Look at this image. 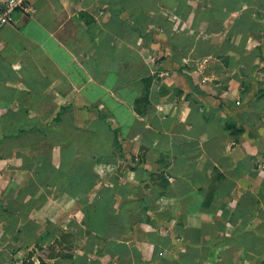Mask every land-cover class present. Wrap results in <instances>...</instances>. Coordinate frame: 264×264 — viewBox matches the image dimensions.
Segmentation results:
<instances>
[{
  "label": "crops",
  "instance_id": "obj_1",
  "mask_svg": "<svg viewBox=\"0 0 264 264\" xmlns=\"http://www.w3.org/2000/svg\"><path fill=\"white\" fill-rule=\"evenodd\" d=\"M25 5L0 38V264H40L42 198L61 223L109 195L135 224L102 264H264V0ZM84 160L98 178L78 192Z\"/></svg>",
  "mask_w": 264,
  "mask_h": 264
},
{
  "label": "trees",
  "instance_id": "obj_2",
  "mask_svg": "<svg viewBox=\"0 0 264 264\" xmlns=\"http://www.w3.org/2000/svg\"><path fill=\"white\" fill-rule=\"evenodd\" d=\"M46 130H47V127L46 128L38 127L36 125L33 127L19 126V127H14V130L12 131V133L15 138L20 139L22 134H24V136L28 135V136L34 137L36 136V132L40 131L41 133H45ZM18 145L21 147L23 146L21 142H19ZM23 147L24 148L34 147V150H43L44 155L48 157L51 156L50 153L52 150V143L48 141H44V142H37V141L29 142L28 141V143ZM93 166L94 165L92 162H90L89 160H84L83 162H81L79 167L74 171L72 177L75 179V181L81 184L83 183L82 188L77 190L78 192H85V189H86L85 186L87 184L92 185L97 180L98 177L93 173ZM68 192L74 193L75 189H73V187H69ZM110 197L111 195H109V197H104L102 200L98 199L97 201H95L92 204H89L86 207V211L88 215L87 220H85L86 226L89 229V226L92 225L97 229L96 234H93L90 229L88 230V233H87L88 246H92V243L94 244V242H96L98 239H101L104 233H105L104 238L106 240L113 241V240H120L121 238H126L133 231V227L135 223H134V216L133 214H131L133 212V210L130 209L131 205L125 204L121 207L120 211H118V209H116L115 207L116 201L114 200L110 201L111 200ZM105 201L107 202L108 207H109L107 211L104 210L107 207L105 206ZM43 204L44 203L41 200L39 204L30 206L29 210L33 208L40 209ZM109 228H111V230H109ZM49 236L50 238L51 237L56 238V235L53 233L42 234L41 236L36 238L35 247L43 251L44 240L48 238ZM74 258H75L74 254H66V255L58 254V255L53 256L50 259L51 260H64V261L70 262V261H73ZM39 262L40 264H47L42 259H40ZM30 264H32V262H30Z\"/></svg>",
  "mask_w": 264,
  "mask_h": 264
},
{
  "label": "rangeland",
  "instance_id": "obj_3",
  "mask_svg": "<svg viewBox=\"0 0 264 264\" xmlns=\"http://www.w3.org/2000/svg\"><path fill=\"white\" fill-rule=\"evenodd\" d=\"M105 168L106 166H104V168L99 166L100 171ZM69 187L70 186L67 183L65 184L63 183V194H62V196H64L62 199L63 205L70 204L69 199L71 197L69 196V193H68ZM42 201L44 204L41 206V210L44 212V215L47 220H46L45 230L41 233V235L45 233H53L56 235V240L55 242L51 244H47L46 245L47 248L43 247V251L36 247L33 248V250H31V252L28 254L27 257L29 259L32 258L36 261L42 259L47 264L49 263L53 264L55 260H51L50 258L58 254H65V255L74 254L75 255V254H82L83 252V255H85L86 252H90V258H92L93 256V260H91L90 264H102L101 263V258L103 257L102 254L103 252H105V250L108 249V243L110 242V240H106L104 238L105 233L103 234L101 239H98L96 242H94V244L92 243L93 247L88 246L87 233L89 229L87 228L84 220L82 221L72 220L71 222L66 221V222L60 223L58 219L63 213V210H61L60 208L54 207L52 204H49L47 198L46 199L42 198ZM109 230H111V228H109ZM126 238H128V236ZM113 241H117V240H113ZM109 249H110V246H109ZM109 256L113 260H118L117 259L118 256L112 252H110Z\"/></svg>",
  "mask_w": 264,
  "mask_h": 264
},
{
  "label": "built area",
  "instance_id": "obj_4",
  "mask_svg": "<svg viewBox=\"0 0 264 264\" xmlns=\"http://www.w3.org/2000/svg\"><path fill=\"white\" fill-rule=\"evenodd\" d=\"M31 14V10L25 5V0H8L0 6V38L3 29L14 27L17 24L16 13ZM1 46V42H0Z\"/></svg>",
  "mask_w": 264,
  "mask_h": 264
}]
</instances>
